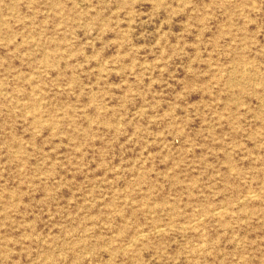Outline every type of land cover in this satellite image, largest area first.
Masks as SVG:
<instances>
[{"label": "rangeland", "instance_id": "obj_1", "mask_svg": "<svg viewBox=\"0 0 264 264\" xmlns=\"http://www.w3.org/2000/svg\"><path fill=\"white\" fill-rule=\"evenodd\" d=\"M0 264H264V0H0Z\"/></svg>", "mask_w": 264, "mask_h": 264}]
</instances>
